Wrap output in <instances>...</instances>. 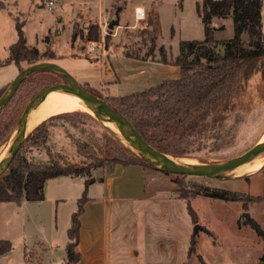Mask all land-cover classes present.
Returning a JSON list of instances; mask_svg holds the SVG:
<instances>
[{"label":"rangeland","instance_id":"1","mask_svg":"<svg viewBox=\"0 0 264 264\" xmlns=\"http://www.w3.org/2000/svg\"><path fill=\"white\" fill-rule=\"evenodd\" d=\"M45 1L0 0V87L30 65L27 60L19 65L7 63L10 46L17 41L18 20L26 24L28 45L39 48L37 62L60 64L110 102L116 96L179 77L180 68L169 62L179 55L180 42L205 38L204 22L196 10L197 0H179L178 4L172 0H115L113 6L108 3L112 0H107L108 22L122 7L121 25L134 24V8L141 2L148 8L147 20L137 28L119 25L112 32L103 24L105 21L98 22L100 38L95 42L102 45L92 51V40L86 36L93 22L80 19V11L73 5L55 3L50 9L43 4ZM139 10L143 18L144 10ZM212 25H224V29L215 31L217 39L234 36L232 16L215 17ZM75 29L83 31L84 36L79 34L74 40ZM154 42L156 47L152 49ZM110 46L112 49L107 51ZM162 47L168 63L158 60ZM62 80L58 73L41 70L30 74L19 86L0 113L1 155L11 139L13 142L18 123L34 96ZM38 126H42V132L32 136L34 130L19 152L37 161L48 162L54 157L63 163L89 167L91 174L102 176L117 159V148L134 154L110 128L87 112L57 114ZM262 140L264 73L258 68L243 90L233 96L229 109L210 117L205 130L186 139L170 134L166 143L173 152L167 154L175 158L228 164ZM143 162L147 165L143 166L145 196L107 203L109 264H264V234L252 227L256 223L264 232V169L243 178L227 179L165 172ZM70 179H48L44 200L11 201L7 207L5 202L0 204V239L13 243L12 264H25L24 250L28 251L27 264H66L68 230L82 195V191H75L70 185L76 183L84 188L83 181ZM120 179L116 178V183ZM60 181H69L68 186L62 187ZM204 185L238 191L242 199L228 201L198 192ZM181 188L191 194L189 203L196 214L195 221L189 213L188 200L179 196ZM103 191L100 184H95L89 196ZM60 196L66 199L61 200ZM193 236L197 244L189 254Z\"/></svg>","mask_w":264,"mask_h":264},{"label":"trees","instance_id":"2","mask_svg":"<svg viewBox=\"0 0 264 264\" xmlns=\"http://www.w3.org/2000/svg\"><path fill=\"white\" fill-rule=\"evenodd\" d=\"M197 12L204 22L205 38L182 40L180 53L171 62L162 47L161 58L158 59L178 66L180 76L111 99L112 105L135 125L149 143L165 153L172 152L166 143L170 134L186 139L205 130L210 117L229 109L233 96L243 90L258 68L264 73V0H197ZM229 16L234 21V36L217 39L215 31L224 29V25L213 26V18ZM24 26V21H17L18 39L10 46L7 63L19 65L21 61L27 60L32 64L40 59L39 49L27 43ZM79 34L84 36L83 31L79 33L75 29L72 38L75 40ZM86 38H100L99 23L90 24ZM155 45L154 42L152 49H155ZM150 59L155 60L154 57ZM7 86L0 88V97ZM41 128L38 126L32 136H35V132L41 133ZM116 153L117 159L106 173L113 172L117 164L147 166L140 157L124 149L117 148ZM59 176L85 179V188L78 199V209L72 216V225L68 230L69 242L66 245V264H80L81 215L89 199V185L95 180L89 167L63 163L54 157L48 162H41L21 152L0 177V203L20 202L22 199L44 200L47 180ZM199 189L198 192L218 199H242L240 193L234 190L211 189L207 185ZM179 192L180 198L188 200L189 213L195 221L196 214L189 203L190 192L183 188ZM252 227L258 234H264L256 223ZM196 244L193 236L189 254L195 251ZM12 249L11 240L0 239V256ZM202 263L206 264L204 261Z\"/></svg>","mask_w":264,"mask_h":264},{"label":"water","instance_id":"3","mask_svg":"<svg viewBox=\"0 0 264 264\" xmlns=\"http://www.w3.org/2000/svg\"><path fill=\"white\" fill-rule=\"evenodd\" d=\"M121 7L118 8V10ZM117 10L115 18L109 21V29L113 30L120 25L119 11ZM47 70L60 74L63 80L55 82L41 89L31 101L27 108L28 114L22 123L19 132L9 149V151L0 160V177L10 168L16 156L21 151L23 144L27 141L31 133L36 129L33 125L32 117L38 106L56 89L70 88L93 101L106 114L118 132V136L124 145L135 155L142 158L146 163L155 169L182 175H199L213 178H243L257 174L264 169V160L260 165L254 168H243L237 165H217L206 163H191L182 158H175L159 149L155 148L144 135L135 127V125L119 110H117L109 99L103 96L96 89L81 83L74 75L60 64L53 61H39L30 64L20 70L18 75L8 84L4 93L0 97V113L6 103L15 95L22 82L32 73ZM26 110V111H27ZM24 112V114L26 113ZM23 114V116H24ZM22 116V118H23ZM19 121L18 125L22 121ZM112 132V131H111ZM248 215V213H245ZM199 224H196L195 231L198 230ZM74 264V263H72Z\"/></svg>","mask_w":264,"mask_h":264},{"label":"crops","instance_id":"4","mask_svg":"<svg viewBox=\"0 0 264 264\" xmlns=\"http://www.w3.org/2000/svg\"><path fill=\"white\" fill-rule=\"evenodd\" d=\"M54 1L55 3H58L60 5L63 4V6L65 4L73 5V7L76 10H78V12L80 11V19L93 23H98V22L101 23L103 21H106L108 17L107 9L110 6H113L115 2V0H112V2H108L110 3V6L108 7V5H106L107 0H54ZM125 1L126 0H124V2ZM172 1L173 4H178L179 2V0H172ZM139 7L144 10L143 18L137 19L136 13L134 11V24L121 25V20H120V25L128 29V28H137L141 22L144 23L147 20L148 8L143 2L136 4L134 9L136 10V8ZM121 10L122 7L118 10L119 14L121 13ZM196 10H197V1H196ZM24 30H25V26H24ZM106 49L108 51L111 50L112 47L111 46L109 48L106 47ZM9 83L10 82H8L7 84ZM93 176L95 180H93V182H91V184L89 185V191H88L89 199L85 204V211L81 215L80 251L82 254V259L80 264H109L108 262L109 233H108V226L106 223L107 203L115 199L130 200L135 198H140V199L143 198L145 196L146 174L144 167L140 164H129V165L117 164L113 172L111 173L105 172L102 176H97L94 173ZM64 177L67 178L71 177L72 179L70 180L73 181L79 180V181H83V183L85 180L82 177H78L77 179L73 178V176H64ZM116 178H118V180L120 178L121 179L120 181L117 180L118 182L116 183ZM60 182L62 183V187L65 186L67 187L69 183V181H60ZM95 184H100L102 186V189L104 188L105 191L98 193L96 196H89L91 186ZM70 188H73L75 191L76 190L79 192L82 191L83 193V190L85 188V183H84V188L78 187L76 183L70 185ZM59 199L65 200L66 197L60 196ZM10 202L11 201L5 202L6 207L10 204ZM68 242H69V236H68ZM56 248H60V247L57 246ZM27 253L28 251L24 250V261H26L25 264H27V259H28ZM4 258L6 260V264H12L13 256L10 255V252L0 256V264H3Z\"/></svg>","mask_w":264,"mask_h":264},{"label":"bare ground","instance_id":"5","mask_svg":"<svg viewBox=\"0 0 264 264\" xmlns=\"http://www.w3.org/2000/svg\"><path fill=\"white\" fill-rule=\"evenodd\" d=\"M28 111L29 110L26 111V113L22 118L21 123L16 128L15 138L19 132L22 123L24 122L28 114ZM72 111L89 113L95 119H98L102 124L110 128L112 130V133L114 132L115 135H118V132L115 129L114 125L108 119L107 114L101 108H99L93 101H91L85 95L70 88H60L53 90L48 95V97L41 103V105L38 106L37 109L35 110L32 117V122L33 125L36 126L54 115L62 114L66 112H72ZM13 142L11 139L9 146L6 147L5 149V153L7 151V148L9 149L11 148ZM4 154L3 155L0 154V160L4 156ZM263 160H264V140L260 141L258 145L253 146L250 150H248L244 154L231 160L228 164H217V165H237L239 167L252 169L260 165ZM186 161L193 163L191 160H186Z\"/></svg>","mask_w":264,"mask_h":264},{"label":"built area","instance_id":"6","mask_svg":"<svg viewBox=\"0 0 264 264\" xmlns=\"http://www.w3.org/2000/svg\"><path fill=\"white\" fill-rule=\"evenodd\" d=\"M43 4H45L48 8L52 9L53 5L55 4V1L54 0H46ZM140 8H136L135 10V13H136V18L137 19H140L141 16H140ZM103 22H101L102 24ZM103 24H105V26L107 27L109 25V22L106 20ZM109 28V27H108ZM107 28V30H108ZM105 32H107L106 30H104ZM113 30H111L112 32ZM115 33H113L114 35ZM102 45L101 42H95V40H92L91 43H90V49L92 51H94L95 49L99 48L100 46Z\"/></svg>","mask_w":264,"mask_h":264}]
</instances>
